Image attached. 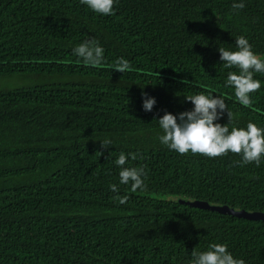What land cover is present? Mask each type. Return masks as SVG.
Segmentation results:
<instances>
[{"label":"trees","instance_id":"1","mask_svg":"<svg viewBox=\"0 0 264 264\" xmlns=\"http://www.w3.org/2000/svg\"><path fill=\"white\" fill-rule=\"evenodd\" d=\"M244 2L118 0L102 16L80 0H0V264H188L212 243L264 264V221L177 201L264 212V159L178 154L154 120L191 110L185 96L203 92L224 98L230 127H264V74L244 106L225 86L238 69L219 59L238 36L264 59V0ZM93 39L104 48L96 66L73 54ZM121 152L146 172L143 191L119 185L124 204L109 189Z\"/></svg>","mask_w":264,"mask_h":264},{"label":"clouds","instance_id":"2","mask_svg":"<svg viewBox=\"0 0 264 264\" xmlns=\"http://www.w3.org/2000/svg\"><path fill=\"white\" fill-rule=\"evenodd\" d=\"M92 12L102 15H114V5L118 0H80ZM234 11L245 7L244 0H233ZM219 59L227 69H238L227 73L225 86L234 90L235 98L241 105L251 104V94L261 88L262 82L254 78V74H264V59L252 49L245 36L235 39V50L218 47ZM73 54L83 63L91 66L100 65L104 61V48L96 40H85L73 48ZM129 68V61L118 58L113 69L124 72ZM192 104L191 110L178 114L165 112L157 121L161 134L157 139L161 145L178 154H202L207 157H219L229 152L239 154L241 166L254 163L260 166L264 159V127L249 121L246 127L231 126L233 114L229 110L224 98L212 93H197L185 96ZM156 100L143 94L142 108L151 112ZM227 113L228 123L221 125L218 121ZM111 139L100 141L103 149L112 146ZM136 154L123 152L114 160L119 170L118 184H110L109 189L117 193L113 199L124 204L128 197L120 196L119 185L130 186L131 191H143L146 187V172L143 167L126 166L129 159L135 160ZM188 264H245L244 260L234 257L228 250L227 244L212 243L206 250L191 253Z\"/></svg>","mask_w":264,"mask_h":264},{"label":"water","instance_id":"3","mask_svg":"<svg viewBox=\"0 0 264 264\" xmlns=\"http://www.w3.org/2000/svg\"><path fill=\"white\" fill-rule=\"evenodd\" d=\"M177 201L182 204L203 208L218 213L229 214L245 219L264 221V212L247 211L244 209H234L232 207H229L228 205L210 204L207 201H203V200H190V199L178 198Z\"/></svg>","mask_w":264,"mask_h":264}]
</instances>
